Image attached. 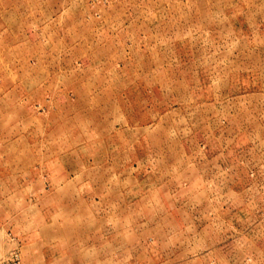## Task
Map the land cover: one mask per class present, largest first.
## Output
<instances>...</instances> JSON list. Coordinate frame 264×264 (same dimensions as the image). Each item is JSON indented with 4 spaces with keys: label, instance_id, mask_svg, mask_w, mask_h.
<instances>
[{
    "label": "rangeland",
    "instance_id": "obj_1",
    "mask_svg": "<svg viewBox=\"0 0 264 264\" xmlns=\"http://www.w3.org/2000/svg\"><path fill=\"white\" fill-rule=\"evenodd\" d=\"M264 264V0H0V264Z\"/></svg>",
    "mask_w": 264,
    "mask_h": 264
},
{
    "label": "built area",
    "instance_id": "obj_2",
    "mask_svg": "<svg viewBox=\"0 0 264 264\" xmlns=\"http://www.w3.org/2000/svg\"><path fill=\"white\" fill-rule=\"evenodd\" d=\"M6 264H19V261L16 256H13L10 261Z\"/></svg>",
    "mask_w": 264,
    "mask_h": 264
}]
</instances>
